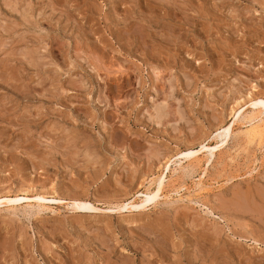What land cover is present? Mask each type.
Returning <instances> with one entry per match:
<instances>
[{
    "label": "rangeland",
    "instance_id": "rangeland-1",
    "mask_svg": "<svg viewBox=\"0 0 264 264\" xmlns=\"http://www.w3.org/2000/svg\"><path fill=\"white\" fill-rule=\"evenodd\" d=\"M248 93L264 98V0H0V195L55 210L1 209L0 264H264V131L248 123L206 191L204 158L179 167L173 201L116 207L214 143Z\"/></svg>",
    "mask_w": 264,
    "mask_h": 264
},
{
    "label": "bare ground",
    "instance_id": "bare-ground-1",
    "mask_svg": "<svg viewBox=\"0 0 264 264\" xmlns=\"http://www.w3.org/2000/svg\"><path fill=\"white\" fill-rule=\"evenodd\" d=\"M246 97H247V99L243 98V97L236 99L235 104L231 108L232 109V111H231L232 121L229 122L228 124H225L222 127L220 126L221 128L218 127L220 130L217 131L219 133H216V134H218V136L217 137L215 136L216 140L214 143L201 142L199 144L198 148H192V147L190 148L189 147L184 151L176 152L175 155H172V156H169L168 158H166V160L164 162L165 164L163 165V166H165V170H163L155 178L150 179L151 180V181L149 180L150 185L144 191H142V192L140 191L141 193H138L139 195H137L134 198L133 202H131V201H129L127 203L122 202V204L117 203L118 204V205L116 204L117 209L119 211H121L122 209H127L129 211H133V210H140L141 211L144 209L146 210V208L148 206L150 207V205H152L156 200H158L159 197H163L167 200V199H171V198L178 196V195H176L173 197L172 196L173 192L176 194H179V196H181L180 187L179 188L175 187V189L170 188V191H167L168 186H170L172 183L173 176L175 175L177 170L180 169L179 167L185 166L184 168H187L186 164H187V166H191L194 163H200V161L201 160L203 161L204 158H205L206 165H204V168L202 167L203 171L199 177V181L197 183V188L195 190H197L198 194L206 191L205 190L206 186L204 185L203 180L208 179L209 166L213 165V162H214L212 160V158L215 157L217 155V153L219 154V151H221L223 149V147L226 145L225 143L228 142L227 138L229 137L230 134L232 135V132L234 131V126L235 125L240 126V125H243L244 123H248V125H246L247 127L244 130L238 131L239 134H243L246 137H252L253 135H258V134L263 133V131H264V98L261 97V95L252 94V93H248V95ZM233 134L235 135V133H233ZM236 136H237V134H236ZM174 156H176V159L178 158L177 164H176L177 160L176 159L173 160ZM173 161H175L174 163L176 165L171 164V163H173ZM193 166H192V168H194ZM186 170L189 171V168ZM187 171H185V172H187ZM187 174H189V173H187ZM185 189H189V188L186 187ZM30 197L31 196L29 194H27V191H24L23 193H19V194L17 193L14 196L11 194H5V193H4V195L1 194L0 195V210L6 209V210H13V212H14V210L16 211L17 208L19 209V206H21L23 203L27 202V204H25V205L30 207V208L31 207L34 208V206H35V208L37 207L38 209H36V210H38L37 211L38 213H41L44 211L46 212L48 210L49 211H55L54 206L51 205V203L47 202L48 201V195H46L45 193H37V197H38L37 200L36 199L33 200V198L31 199ZM178 199H179V197H178ZM174 200L176 201L177 199L175 198ZM52 201L56 202V200L54 198L51 199L50 202H52ZM172 201H170V202H172ZM69 203H70V208H73V209H77V208L88 209V210H98L99 209L92 202H90L88 200L80 199V198L75 199V200H71ZM154 205H155V203H154ZM66 207H68V206L66 205ZM109 207H111V206H109ZM115 210H113V211H115Z\"/></svg>",
    "mask_w": 264,
    "mask_h": 264
}]
</instances>
